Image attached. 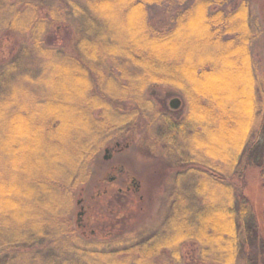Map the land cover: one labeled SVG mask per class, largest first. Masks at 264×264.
<instances>
[{"label":"trees","instance_id":"obj_1","mask_svg":"<svg viewBox=\"0 0 264 264\" xmlns=\"http://www.w3.org/2000/svg\"><path fill=\"white\" fill-rule=\"evenodd\" d=\"M165 1L0 0V37L20 38L0 61V264H181L184 243L198 252L185 264H264V202L244 192L249 166L264 191L259 24L246 0H172L186 5L159 30L147 6ZM151 85L178 89L185 113L158 109ZM130 143L166 157L168 217L140 240H91L78 189Z\"/></svg>","mask_w":264,"mask_h":264},{"label":"rangeland","instance_id":"obj_2","mask_svg":"<svg viewBox=\"0 0 264 264\" xmlns=\"http://www.w3.org/2000/svg\"><path fill=\"white\" fill-rule=\"evenodd\" d=\"M238 1L228 0L220 7L216 5L212 8L228 10ZM246 1L251 11V22L259 24L260 35L252 41L251 53L255 72L261 74L264 72V0ZM185 5L172 0L162 4L148 5V20L159 30L167 29L173 25L176 15ZM67 32L65 42H71L73 30ZM19 40L20 38L7 35L0 37V61L13 55L14 46ZM147 93L158 109L164 112L169 111L173 116L180 117L187 109L185 100L178 89L168 85H151ZM173 98L180 100L177 108L169 105ZM129 107L131 106L128 105ZM143 116H152V113L147 112ZM147 122L148 119L141 124L131 143L135 144L145 132ZM155 126L156 122L153 120L152 126L148 129L156 128ZM114 138L115 136L112 139ZM122 138L124 137L120 139ZM114 141L108 143L109 147L116 146ZM131 148L132 144L128 149L125 148L120 152L114 150L107 152L104 149L99 159L91 164V169L94 171L93 179L78 189L75 203L78 199L81 203L75 204L73 216L77 220V214L84 212L82 223L85 225L80 227L79 231L91 240L119 237L118 240H121V243L116 244L117 246L121 245L122 241L140 240L157 231L168 217L170 185L163 175V172L167 171L166 157L159 151L155 153L156 155H146L135 150V147H133L134 151ZM106 154H109L107 161L104 159ZM120 161L124 162L126 167ZM158 174L160 175L155 177ZM111 176H115V179H111ZM245 176L246 190L244 189V192L251 199L255 210L260 212L264 202V191L260 186L258 170L249 166ZM136 180L140 183L138 193H134L132 189V183ZM118 190L123 193H117ZM115 193L118 195L116 196ZM181 253V264L191 262L192 256L198 254L197 245L184 243L181 246ZM237 264H242V261L238 260Z\"/></svg>","mask_w":264,"mask_h":264},{"label":"water","instance_id":"obj_3","mask_svg":"<svg viewBox=\"0 0 264 264\" xmlns=\"http://www.w3.org/2000/svg\"><path fill=\"white\" fill-rule=\"evenodd\" d=\"M179 104H180V100L177 99V98H173V99L170 101V103H169V105H170L172 108H177V107L179 106ZM106 151L108 152V149H106Z\"/></svg>","mask_w":264,"mask_h":264},{"label":"flooded vegetation","instance_id":"obj_4","mask_svg":"<svg viewBox=\"0 0 264 264\" xmlns=\"http://www.w3.org/2000/svg\"><path fill=\"white\" fill-rule=\"evenodd\" d=\"M111 153H112V152H111ZM110 178H111V179H115V176H111Z\"/></svg>","mask_w":264,"mask_h":264}]
</instances>
